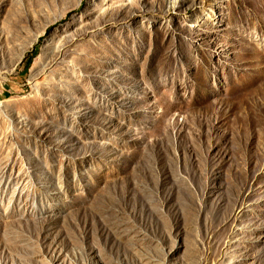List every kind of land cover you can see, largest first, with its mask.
Listing matches in <instances>:
<instances>
[{
    "label": "rangeland",
    "instance_id": "374dc122",
    "mask_svg": "<svg viewBox=\"0 0 264 264\" xmlns=\"http://www.w3.org/2000/svg\"><path fill=\"white\" fill-rule=\"evenodd\" d=\"M0 264H264V0H0Z\"/></svg>",
    "mask_w": 264,
    "mask_h": 264
}]
</instances>
